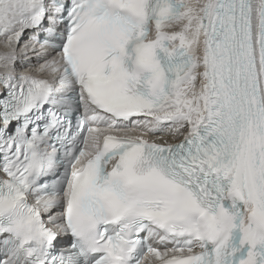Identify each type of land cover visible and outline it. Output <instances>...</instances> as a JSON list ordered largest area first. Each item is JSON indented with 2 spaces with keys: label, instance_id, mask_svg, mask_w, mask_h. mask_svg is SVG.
<instances>
[{
  "label": "snow or ice",
  "instance_id": "obj_1",
  "mask_svg": "<svg viewBox=\"0 0 264 264\" xmlns=\"http://www.w3.org/2000/svg\"><path fill=\"white\" fill-rule=\"evenodd\" d=\"M0 42V264H264V0H0Z\"/></svg>",
  "mask_w": 264,
  "mask_h": 264
},
{
  "label": "bare ground",
  "instance_id": "obj_2",
  "mask_svg": "<svg viewBox=\"0 0 264 264\" xmlns=\"http://www.w3.org/2000/svg\"><path fill=\"white\" fill-rule=\"evenodd\" d=\"M3 51V45H2V42H0V52Z\"/></svg>",
  "mask_w": 264,
  "mask_h": 264
}]
</instances>
